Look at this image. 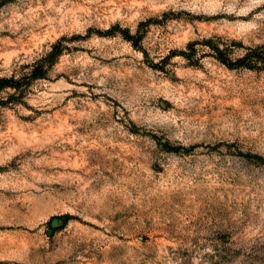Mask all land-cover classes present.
<instances>
[{
  "label": "rangeland",
  "instance_id": "obj_1",
  "mask_svg": "<svg viewBox=\"0 0 264 264\" xmlns=\"http://www.w3.org/2000/svg\"><path fill=\"white\" fill-rule=\"evenodd\" d=\"M252 47L264 0H0V264H264Z\"/></svg>",
  "mask_w": 264,
  "mask_h": 264
},
{
  "label": "trees",
  "instance_id": "obj_2",
  "mask_svg": "<svg viewBox=\"0 0 264 264\" xmlns=\"http://www.w3.org/2000/svg\"><path fill=\"white\" fill-rule=\"evenodd\" d=\"M125 37H130L128 34H125ZM258 47H252L249 48V50L241 57L237 58L235 62H231L229 60H225V64L228 67H235V66H246V67H252L251 60L258 61L259 66L264 70V55L259 53ZM45 73L44 70H41L40 68H36L33 70V76L40 77L43 76ZM12 87L16 88V84L14 83L13 78H2L0 79V87ZM71 216L69 214H65L62 216H52L49 219V224L54 218H63L65 221L68 220ZM54 230H57L58 228H53Z\"/></svg>",
  "mask_w": 264,
  "mask_h": 264
}]
</instances>
